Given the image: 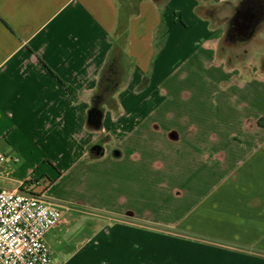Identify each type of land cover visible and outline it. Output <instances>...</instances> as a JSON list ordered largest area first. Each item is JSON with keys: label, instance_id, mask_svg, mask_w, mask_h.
<instances>
[{"label": "crops", "instance_id": "0c3cea01", "mask_svg": "<svg viewBox=\"0 0 264 264\" xmlns=\"http://www.w3.org/2000/svg\"><path fill=\"white\" fill-rule=\"evenodd\" d=\"M242 1L0 0V186L61 208L51 249L67 212L95 218L53 262L264 264V53L219 48ZM116 51L123 76L94 106ZM200 72L239 91L225 113L168 107Z\"/></svg>", "mask_w": 264, "mask_h": 264}, {"label": "built area", "instance_id": "2783aa9c", "mask_svg": "<svg viewBox=\"0 0 264 264\" xmlns=\"http://www.w3.org/2000/svg\"><path fill=\"white\" fill-rule=\"evenodd\" d=\"M5 161L0 150V169ZM30 189L26 182L16 189L0 186V264H60L53 262L45 234L63 212Z\"/></svg>", "mask_w": 264, "mask_h": 264}, {"label": "rangeland", "instance_id": "374dc122", "mask_svg": "<svg viewBox=\"0 0 264 264\" xmlns=\"http://www.w3.org/2000/svg\"><path fill=\"white\" fill-rule=\"evenodd\" d=\"M252 33L253 34H251V36L245 40L243 38H240L241 39L240 40L239 38H235V37H232V39L235 40L233 42L230 40H223L220 43L219 48L223 49L224 53L230 50V47H233L234 49H239L237 50L238 59L240 60H245V58L254 59L253 60L254 62L259 57V53H264V20L260 21V23L257 25V27L253 30ZM249 46L251 48L250 51L248 52L240 51L242 47H249ZM123 71L124 69L122 67L121 72L119 74V79L121 78V76H123ZM196 74L192 73L191 75H187V76L185 75L186 77H189V78L182 79L181 83L178 85V89L176 90L175 88L177 87V85H175L172 95L175 101L177 102L172 103L171 105H168V107H170L172 111H178L182 105V103H178L180 99L187 98L185 99L186 103L190 102L193 106H199L201 113H205L204 114L205 116L208 114L209 115L215 114L213 112L214 110H211V108L208 106V102L211 103L213 106H216L217 104V113L219 115L222 113H225L226 111L225 98H227L228 95H233V93L234 94L239 93V91H236L237 88L233 86H230L228 88L221 87V86H214V87L205 89L197 85V83L201 82L203 78L202 76L205 75L206 73L200 72ZM218 76L219 77L217 78V80L221 79L223 83H226L227 77L223 73L219 71ZM199 96H201L200 98L201 104L198 103L199 101L197 103H194L192 100H189L192 98H198ZM204 123H205V120L203 119V121H201V124H204ZM218 123L219 124L217 126L219 130L225 128L224 120H219ZM94 212L96 213V211ZM65 217L68 219L69 225L71 226L72 230L65 237V239H63L61 243H56L55 245H53V248L51 249L52 258H55L54 260L60 263H62V260H65L67 258L66 257L67 254H70L71 252H73V250H75L72 247L73 245L77 244L78 239L76 238L77 236L76 233H77V230L80 228V224L81 223L91 224L93 223L95 219V218H91L92 216H86L83 214L76 213L74 211L67 212ZM73 260L71 261V263H73ZM76 264H79V263H76Z\"/></svg>", "mask_w": 264, "mask_h": 264}, {"label": "flooded vegetation", "instance_id": "af4514ba", "mask_svg": "<svg viewBox=\"0 0 264 264\" xmlns=\"http://www.w3.org/2000/svg\"><path fill=\"white\" fill-rule=\"evenodd\" d=\"M231 19L232 35L246 38L264 19V0H243Z\"/></svg>", "mask_w": 264, "mask_h": 264}, {"label": "trees", "instance_id": "16d2710c", "mask_svg": "<svg viewBox=\"0 0 264 264\" xmlns=\"http://www.w3.org/2000/svg\"><path fill=\"white\" fill-rule=\"evenodd\" d=\"M122 55L118 53V51L115 52L114 58L112 60V63L109 62L107 71L105 75L103 76V83L101 84L99 93L95 96V104L94 106H97L98 101L104 96L109 95L110 92H112L114 86L117 84V81L119 80V74L121 72L122 65ZM26 183H29L30 181H25Z\"/></svg>", "mask_w": 264, "mask_h": 264}, {"label": "water", "instance_id": "95a60500", "mask_svg": "<svg viewBox=\"0 0 264 264\" xmlns=\"http://www.w3.org/2000/svg\"><path fill=\"white\" fill-rule=\"evenodd\" d=\"M100 113L96 109H92L88 114V123L92 126H99L101 124Z\"/></svg>", "mask_w": 264, "mask_h": 264}]
</instances>
